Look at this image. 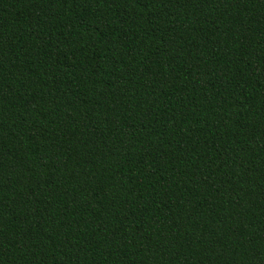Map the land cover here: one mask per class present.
Here are the masks:
<instances>
[{"label":"trees","instance_id":"16d2710c","mask_svg":"<svg viewBox=\"0 0 264 264\" xmlns=\"http://www.w3.org/2000/svg\"><path fill=\"white\" fill-rule=\"evenodd\" d=\"M0 264H264V0H0Z\"/></svg>","mask_w":264,"mask_h":264}]
</instances>
